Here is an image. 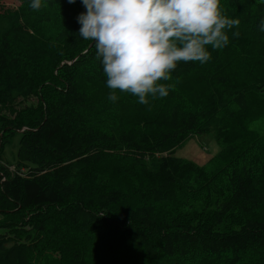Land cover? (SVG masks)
Listing matches in <instances>:
<instances>
[{
  "label": "trees",
  "instance_id": "trees-1",
  "mask_svg": "<svg viewBox=\"0 0 264 264\" xmlns=\"http://www.w3.org/2000/svg\"><path fill=\"white\" fill-rule=\"evenodd\" d=\"M18 1L0 0V110L9 111L18 98L37 96L38 102L14 119L0 112V214L8 218L0 221V264H33L31 247L60 221L121 235L150 262L191 256L201 264H240L253 252L264 264V161L232 156L229 172L227 165L175 155L194 134L213 133L223 153L253 134L247 96L264 90L258 28L264 0H221L223 12L240 20L228 32L229 44L209 48L208 62L181 63L172 73L173 79L193 73L202 84L195 103L172 87L166 98L137 113L134 107L127 125L102 123L112 102L84 87L106 85V77L94 43L77 31V17L86 11L82 0H46L38 12L30 0ZM246 34L259 40L252 66L230 70L228 58L245 48ZM145 125L154 126L151 133ZM15 132L23 134L18 162L5 163L10 137L4 142L3 136ZM118 175L126 186L115 182ZM221 175L230 177L231 190L214 198L212 185ZM190 192L201 196L198 218L158 217L159 208ZM87 250L79 242L68 245L64 264H90Z\"/></svg>",
  "mask_w": 264,
  "mask_h": 264
},
{
  "label": "clouds",
  "instance_id": "clouds-1",
  "mask_svg": "<svg viewBox=\"0 0 264 264\" xmlns=\"http://www.w3.org/2000/svg\"><path fill=\"white\" fill-rule=\"evenodd\" d=\"M82 4L86 11L77 17L79 36L94 43L112 102L119 99L117 90L135 96L142 105H148L149 98H166L172 85L164 82L172 79L178 65L208 62L209 48L226 47L229 30L240 24L227 12L222 14L221 0H82ZM47 6L46 0L29 4L35 12ZM258 28L264 32V19Z\"/></svg>",
  "mask_w": 264,
  "mask_h": 264
},
{
  "label": "rangeland",
  "instance_id": "rangeland-1",
  "mask_svg": "<svg viewBox=\"0 0 264 264\" xmlns=\"http://www.w3.org/2000/svg\"><path fill=\"white\" fill-rule=\"evenodd\" d=\"M4 3L8 6H14L19 1L4 0ZM77 31L79 33V28H77ZM244 38L246 43L245 48L239 53H231L228 58L227 67L230 70L236 65L239 68H251L252 66L253 49L255 43H258L259 40L249 34L244 35ZM157 83H161V81ZM164 83L171 84L172 87L181 92L187 104L195 103L196 99L204 91L202 84L196 79L193 73L180 79L172 78L170 81H165ZM84 87L93 92L97 97L111 101L108 99L111 90L106 85H85ZM117 95L119 99L116 102L111 101L113 110L106 113L101 121L105 124H131L133 122L134 107H136L135 112L137 113L139 111L138 107H143L144 105L140 104L138 99L131 94L122 93L117 90ZM247 98L249 103L247 118L252 119L248 122V126L254 131L253 134L238 137L239 139L230 148L228 153L220 152L221 146L218 144L213 133L194 134L182 146L176 149L175 155L191 159L200 165H210L211 162L214 165H220V167L227 165L229 172H231L229 161L232 156L244 155L249 161L256 163L264 161V90L251 92ZM151 101L152 99L149 98V104ZM37 102V96L18 98L14 105L9 107V111L6 109V111L0 110V112L3 113L5 111V114H9L14 119L16 112L20 110L21 112H25L24 109L27 106ZM229 106L231 110H238L236 105L230 104ZM10 110L11 113H15L10 114ZM143 128L145 131L147 130L151 133L154 126L145 125ZM22 137V132H15L11 136L9 133L4 134L3 141L5 142L9 139L1 154L5 163L6 161L10 163L18 162L17 152ZM211 158L213 159L210 160ZM229 179L230 177L228 175H221L215 180L212 185L213 190H215V192L213 191L214 198L224 197V195L230 192L231 185ZM115 182L119 185L126 186L121 175L116 177ZM201 204V196L190 192L183 195L176 203L165 204L161 209L159 208L158 217H174L186 221L194 220L197 217ZM4 219L6 221L8 218L0 214V221ZM237 222L238 219L235 216L232 224L235 225ZM57 223L61 225L60 228H58ZM57 223L51 229L52 233L48 232L40 241L35 242L31 247L33 264H64L68 255L67 246L69 245L70 247L75 242H79L87 247L90 264H201L200 258L191 256L174 257L172 260L162 259L160 262H150L139 250L133 249L129 244V240L121 235H116L100 227L82 230L70 226L68 221H66L67 224H64L62 221ZM3 230H6V228ZM56 230L59 231L58 234H54ZM258 260L260 259L256 258L253 252H247L240 264H259Z\"/></svg>",
  "mask_w": 264,
  "mask_h": 264
}]
</instances>
